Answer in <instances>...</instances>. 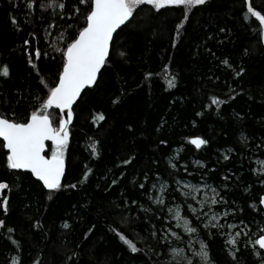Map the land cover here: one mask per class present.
<instances>
[{"label": "trees", "instance_id": "16d2710c", "mask_svg": "<svg viewBox=\"0 0 264 264\" xmlns=\"http://www.w3.org/2000/svg\"><path fill=\"white\" fill-rule=\"evenodd\" d=\"M249 4L264 14V0H205L186 17L184 5H139L114 34L97 81L72 105L63 187L50 191L8 168L0 139V181L8 185L0 198L9 197L7 211L0 208V264H189L172 249L190 255L197 240L210 264H264L255 243L264 234L256 163L264 161V41ZM86 11L79 0H32L30 8L0 0V66L9 67L0 75V115L23 123L40 108L62 68L61 37H74ZM48 111L58 126L61 111ZM189 136L208 143L197 149ZM51 150L47 144L45 154ZM179 181L215 187L217 208L239 235L186 213ZM175 202L194 232L174 225ZM190 264L202 261L192 255Z\"/></svg>", "mask_w": 264, "mask_h": 264}, {"label": "snow or ice", "instance_id": "6c2138e0", "mask_svg": "<svg viewBox=\"0 0 264 264\" xmlns=\"http://www.w3.org/2000/svg\"><path fill=\"white\" fill-rule=\"evenodd\" d=\"M49 2L51 3L52 0H49ZM79 3L87 8L86 14L83 16L84 25L78 29L74 37H61V39H66V47L57 49V51L63 52L62 68L59 71L55 85L49 87L46 96L42 98L40 108L31 111L26 117V122L23 123L14 118L0 115V138H2L3 148L7 150V167L30 170L32 176L36 177L38 181L42 182L43 187L50 191L63 187L61 176L65 170L64 149L68 141L67 125L73 118V102L80 95L81 89L85 86H91L97 81L98 71L106 63V57L109 55V45L114 30L129 21V18L133 17L134 10L143 3L150 4L157 10L165 5H184L186 6L184 11L186 17L189 7L202 5L205 0H79ZM27 6L29 8L32 6V0H27ZM60 7L63 8L64 4L61 3ZM247 11L253 17L258 18L261 26V39L264 41V14L255 10L250 4ZM15 22L13 18V23ZM183 23L184 20L182 19L180 23L176 24V28L180 29ZM24 43L28 44L29 41L25 40ZM35 55L40 56L38 49L35 50ZM28 63L33 67L36 66L31 58ZM223 63L227 64L228 61L225 60ZM164 68L167 69L168 65L165 64ZM240 71L242 72L243 69ZM0 75L4 77L9 75V67L6 64L0 66ZM150 75L151 73H145L146 78ZM173 81L174 78L169 81V86L173 84ZM211 102L218 105L219 98L213 96ZM53 106L61 110L58 126H54L48 111ZM65 109H67L66 119ZM46 140L52 142L50 156L42 154ZM187 140L197 149L208 143L200 136H189ZM92 149V155H96L94 143ZM124 163H127V161H124ZM260 171H264V167ZM87 176L88 172H85L84 177ZM7 187L8 185L5 182L0 181V189ZM72 187H76V185H72ZM8 199V196L0 198V208L5 211H7ZM215 202V200L212 201V203ZM132 203H135V201H132ZM259 203L264 205V195L261 196ZM175 216L183 220L186 231H195V229L188 226V220L181 217L179 211H176ZM3 223L4 221L0 220V225ZM65 227H67V224H65ZM118 235L133 252L137 250L135 244L123 233L118 232ZM172 235H176V233H172ZM227 243L235 244L236 241L232 236H229ZM255 243L261 249H264V234H260ZM172 251L175 252L176 250L172 249ZM197 255L200 257L202 264H210L205 244L201 243ZM12 264H15V259H13Z\"/></svg>", "mask_w": 264, "mask_h": 264}, {"label": "rangeland", "instance_id": "374dc122", "mask_svg": "<svg viewBox=\"0 0 264 264\" xmlns=\"http://www.w3.org/2000/svg\"><path fill=\"white\" fill-rule=\"evenodd\" d=\"M186 7V6H185ZM257 170L260 171L262 167H264V161L263 160H257ZM264 172V171H261ZM162 184L157 186V194H156V199L161 198V190H162ZM178 188L180 189L183 199L185 202V210L186 213H191L195 217L199 218L205 215V223L210 224V225H217L221 226L226 224L228 233H239V231L236 229L237 223L235 222H229L227 221L226 216L228 215L226 210L224 209H218L217 205L220 204V197L218 194V191L215 187L211 186L210 184L204 182V183H192L189 181H179L178 183ZM215 200V203H212V201ZM170 210V215L174 221V225L176 227H179L182 231H184L186 234H190L192 232H188L185 230L183 220L180 218H177L175 216L176 211L180 212V216L184 217L188 220V226L193 228L191 225V222L189 220V217L183 211V206L182 204L179 203H173L171 206ZM223 213V215H221ZM217 217V218H213ZM231 225V227H230ZM194 229V228H193ZM171 233H175L174 231H171ZM193 238V236H192ZM196 239V238H194ZM197 240V239H196ZM197 246L192 245L191 246V252L192 254L188 255L185 251H181V249H176L174 252L175 256L177 257L178 255L181 256V258L184 261L191 262L192 260V255L197 256V252L200 250L201 242L196 241ZM200 259V257H199ZM262 264V263H261Z\"/></svg>", "mask_w": 264, "mask_h": 264}, {"label": "water", "instance_id": "95a60500", "mask_svg": "<svg viewBox=\"0 0 264 264\" xmlns=\"http://www.w3.org/2000/svg\"><path fill=\"white\" fill-rule=\"evenodd\" d=\"M126 22H127V21H126ZM126 22H125V23H126ZM125 23H124V24H125ZM124 24H123V25H124ZM123 25L118 26V28H117L116 30H114L113 36H114V34L117 32V30H118L121 26H123ZM112 39H113V38H112ZM111 42H112V40L110 41V45H111ZM110 45H109V50H110ZM106 58H107V57H106ZM102 67H103V65H102ZM102 67H101V68H102ZM100 70H101V69H100ZM100 70L98 71V74H99ZM98 74H97V76H98ZM87 87H89V86H85L83 89H81V92H82L85 88H87ZM80 94H81V93H80ZM79 96H80V95H79ZM79 96H78V97H79ZM78 97H77V99H78ZM77 99H76V100H77ZM76 100H75V101H76ZM75 101H74V102H75ZM74 102H73V103H74ZM53 107L56 108L55 106H53ZM56 109H58V108H56ZM58 110H60V109H58ZM66 110H67V109H65L64 112H66ZM60 111H61V110H60ZM0 139L2 140V138H0ZM47 144H52V142H51L50 140H46V141H45V148H44L43 153H42V154H44V155H46L45 152H46V149H47ZM46 156H48V155H46ZM20 170L27 171V172H29V173L31 174L30 170H28V169H20ZM64 173H65V170H64ZM64 173H63L62 176H61V181H62V179H63V177H64ZM31 175H32V174H31ZM33 177H34V176H33ZM34 178H35L36 180H38L36 177H34ZM39 182H40V181H39ZM40 183L42 184V182H40ZM262 195H264V194H261V196H262ZM261 196H260V198H261ZM260 205H261V204H260ZM261 207L264 209V205H261ZM257 238H258V237H257ZM258 247H259V246H258ZM259 249L262 251V253H263V255H264V249H261L260 247H259Z\"/></svg>", "mask_w": 264, "mask_h": 264}, {"label": "bare ground", "instance_id": "6f19581e", "mask_svg": "<svg viewBox=\"0 0 264 264\" xmlns=\"http://www.w3.org/2000/svg\"><path fill=\"white\" fill-rule=\"evenodd\" d=\"M258 237V236H257Z\"/></svg>", "mask_w": 264, "mask_h": 264}]
</instances>
